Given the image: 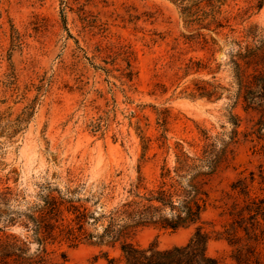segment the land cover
Segmentation results:
<instances>
[{
	"label": "rangeland",
	"instance_id": "1",
	"mask_svg": "<svg viewBox=\"0 0 264 264\" xmlns=\"http://www.w3.org/2000/svg\"><path fill=\"white\" fill-rule=\"evenodd\" d=\"M236 1L233 10L248 4ZM178 11L171 0H0V233L19 238L27 255L46 246L52 261L64 252V264L118 257L94 238L71 244L58 208L85 206L83 227L99 232L137 168L156 183L177 141L222 159L202 214L207 229L226 219L237 177L253 171L251 191L264 195V2L233 29H198L207 43ZM127 59L132 88L120 75ZM194 226L147 223L134 240L181 245ZM227 244L213 235L206 250L236 264Z\"/></svg>",
	"mask_w": 264,
	"mask_h": 264
},
{
	"label": "trees",
	"instance_id": "2",
	"mask_svg": "<svg viewBox=\"0 0 264 264\" xmlns=\"http://www.w3.org/2000/svg\"><path fill=\"white\" fill-rule=\"evenodd\" d=\"M171 1L176 4L184 21L195 26V35L202 37L205 43L209 39L198 29L217 33L224 27L233 29L234 20L243 19L250 8H261L264 2L244 0L248 3L246 8L237 5V10H233L236 0ZM123 50L126 54L132 53V49L126 47ZM125 68L120 75L125 77L123 83L132 88L133 83L128 81H132L136 72L130 59H127ZM104 69L107 73L111 70ZM167 111V108L164 112L157 110V123L161 127H165ZM231 117L234 119L236 116L232 114ZM100 126L99 123L92 124V130ZM140 138L144 156L149 141L143 134ZM173 148L174 164L166 165L164 162L161 165L156 183L148 184L140 166L137 168V176L123 186L124 197L112 206L99 232L86 231L83 227V222L92 216L85 206L68 204L58 208L61 219L65 220L66 237L70 243L94 238L97 243L118 247V257H110L103 251L106 264H219L218 259L206 250L208 240L214 235L228 243L229 255L236 264H264V195L251 191L253 171L249 176H239L230 182L233 198L223 209L226 219L218 230L207 229L202 214L211 202V181L222 159L213 148L193 150L178 141ZM169 149L170 146L166 145V150ZM147 223H158L171 229L191 224L195 228L186 243L161 248L156 242L140 245L134 240L137 229ZM26 251L15 235L0 233V264H64L67 261L64 252L61 261H52L46 246H42L34 257L27 255ZM96 257L88 264H93Z\"/></svg>",
	"mask_w": 264,
	"mask_h": 264
}]
</instances>
